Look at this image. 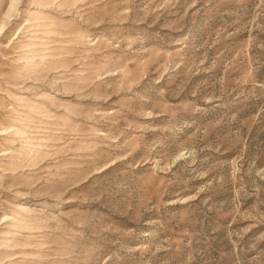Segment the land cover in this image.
<instances>
[{
	"label": "rangeland",
	"instance_id": "obj_1",
	"mask_svg": "<svg viewBox=\"0 0 264 264\" xmlns=\"http://www.w3.org/2000/svg\"><path fill=\"white\" fill-rule=\"evenodd\" d=\"M0 264H264V0H0Z\"/></svg>",
	"mask_w": 264,
	"mask_h": 264
}]
</instances>
